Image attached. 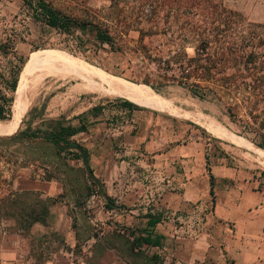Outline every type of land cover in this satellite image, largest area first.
I'll list each match as a JSON object with an SVG mask.
<instances>
[{"label":"crops","instance_id":"0c3cea01","mask_svg":"<svg viewBox=\"0 0 264 264\" xmlns=\"http://www.w3.org/2000/svg\"><path fill=\"white\" fill-rule=\"evenodd\" d=\"M80 94L75 88L69 97ZM89 107L69 114L57 110L66 122L84 124L72 138L86 149L91 173L81 175L89 193L61 202H95L93 219L106 229L117 225L112 238L121 237L127 246L103 242L84 252L73 232H56L54 240L47 230L50 214L47 222L22 228L0 207V264H85V254L90 264H264L262 176L242 167L236 150H227L236 144L210 136L192 120L123 97L99 101L91 112ZM66 160L83 169L81 159ZM62 179L15 175L0 181L1 195H65ZM133 234L158 243L134 245Z\"/></svg>","mask_w":264,"mask_h":264},{"label":"rangeland","instance_id":"374dc122","mask_svg":"<svg viewBox=\"0 0 264 264\" xmlns=\"http://www.w3.org/2000/svg\"><path fill=\"white\" fill-rule=\"evenodd\" d=\"M46 1L76 19L90 20L96 22L99 27H105L111 36V42L99 41L89 24L83 28L71 26L68 31H64L35 18L32 9L24 0H0V37H11L15 53L23 57L13 91L11 115L9 118L0 119L1 122L11 121L16 111H19L18 123L10 134L27 127L42 128L47 118L65 115L62 113L57 116L59 109H64L69 114L73 110L90 106L88 112H91V107L97 106L99 101L113 99L115 96L123 97L102 88L85 90V87L90 85L89 81L72 77L67 71L51 74L59 67L76 62L89 64L109 74L146 85L166 98L175 109L200 114L206 121L219 125L224 134H218L216 137L231 142L228 137L236 136L238 141L252 143L264 150V147L256 145L250 139L255 138V134L242 128L240 124L246 120L252 121L251 125L256 126L249 111L257 113V119L264 117V91H261L264 89V0H215L239 12L244 22L259 24L254 26V36L262 41L253 43L248 49L256 53L257 63L253 73L263 80L261 89L258 92L248 91V88L243 86L238 88L239 94L232 90L228 92L229 89L224 88L219 80L205 79L200 71L190 69L188 64L184 70L189 68V75L181 77L183 73L179 66L183 60L194 54L196 36L192 35L187 27L180 25V19L174 20L171 16H164L165 8L158 6L156 0ZM139 30L143 32L141 38ZM240 32L247 34L244 29L237 30V33ZM26 57L28 59L25 61ZM5 61L6 56L1 55L2 66ZM236 68L228 63V66L215 73V77L235 73ZM33 70L35 71L30 75ZM25 78L27 79L22 85ZM244 79L249 81L248 76ZM191 82L206 87L205 94H194L188 86ZM19 87L21 90L18 95ZM75 88L81 93L79 98L69 97ZM133 102L145 106L140 102ZM184 118L200 125L210 136L213 135L198 119L190 116ZM45 146L46 144L38 138H15L10 141L0 139V181L8 183L12 176L27 173L61 174L65 195L51 197L53 202L48 206V210H52L49 214L53 219L48 222L51 227L47 230L52 231L54 240L57 239L56 232L61 236L63 232H73L77 237V245L83 248L84 252L92 247H103V242L105 246H127L121 237L118 240L112 238L118 233L115 230L117 225L112 224V228L106 229L105 224L93 219V216H96L95 202H61L64 197L76 200L85 196L87 183L85 179H81L84 170L73 165H63ZM227 150L237 151V157L240 159L238 163L242 167L251 166L260 172L264 188V167L254 160L251 152L240 145H230ZM88 182L96 185L92 179ZM31 198L33 196L26 197L19 204H13V209L17 211L21 205L28 208ZM14 218L16 219L17 215H14ZM96 237L101 238L98 241ZM90 256L85 254L83 257L85 264L91 263ZM108 257L106 252L103 261H107Z\"/></svg>","mask_w":264,"mask_h":264},{"label":"trees","instance_id":"16d2710c","mask_svg":"<svg viewBox=\"0 0 264 264\" xmlns=\"http://www.w3.org/2000/svg\"><path fill=\"white\" fill-rule=\"evenodd\" d=\"M32 9L33 16L42 20L49 26L60 28L68 31L71 26L85 27L86 24L93 27L94 35L99 41L111 42V36L105 27H99L96 22L90 20H79L68 14L61 12L54 8L46 0H24ZM158 6L165 8L164 16H171L181 20L182 26L189 29L192 35H195L197 43L194 48V54L183 60L181 67V77L189 75L188 69H195L200 71L205 79L219 80L220 84L229 91H234L239 94V87H247L248 91H257L261 89L262 80L253 73L256 66V53L248 49V46L253 43L262 41L261 38H255L254 26L259 25L253 22H244L243 17L239 12L227 8L215 0H156ZM169 11V12H168ZM246 30L247 34L237 33V30ZM143 32L139 30V37ZM11 37H0V56H6V63L2 66L0 62V119L9 118L11 115V102L13 98V91L16 86L18 73L23 62V57L15 53L12 46ZM210 49L208 50V48ZM228 63L236 66L235 73H228L225 75L215 77V73L221 71ZM239 63V65H238ZM188 64L187 70H184L185 65ZM241 67V68H240ZM35 70L31 71L30 75ZM29 75V76H30ZM28 76V77H29ZM249 77L246 81L244 77ZM189 77V76H188ZM239 77V78H238ZM25 78L22 81H26ZM190 90L194 94L203 96L205 94L204 86H200L196 82L188 84ZM18 95L21 88H17ZM264 91V89H261ZM256 92V93H257ZM251 102V100H249ZM97 106H92L94 111ZM249 115L256 124L252 126L249 121H241L242 128L252 131L255 138H250L256 145L264 147V117L257 119V113L250 112ZM44 126L35 128H25L16 130L12 134L5 135L0 133L1 140L10 141L15 138H24L25 140L41 139L46 144V148L50 149L52 156L69 166L68 158L81 159L83 166L82 170L91 175L87 165V151L82 147L72 135L84 128L81 122L78 125H72L63 118H47L44 120ZM248 141V140H247ZM52 174H44L43 177H51ZM88 187L86 186V192ZM89 193V192H87ZM33 196L31 203L26 208L21 205L15 211L13 204L23 202L26 197ZM53 202V198L39 197L37 191L21 190L8 191L5 195L0 196V207L5 214L16 216V224L22 228L28 227L34 221L44 223L46 216L49 214L48 206ZM12 208V209H9ZM158 243L157 238L151 239L147 234L134 235L132 237V244L140 245L141 243Z\"/></svg>","mask_w":264,"mask_h":264},{"label":"bare ground","instance_id":"6f19581e","mask_svg":"<svg viewBox=\"0 0 264 264\" xmlns=\"http://www.w3.org/2000/svg\"><path fill=\"white\" fill-rule=\"evenodd\" d=\"M64 71H67L72 77H78L83 79V81H89L90 85L85 87V90H95L102 88L115 95L123 96L126 99L140 102L146 107L164 111L166 113L177 114L183 117H194L198 119L203 127L209 130L214 136H217L218 134H224L223 128L220 129V127H218L219 125L217 126L210 121H206L200 114H194L190 111H184L182 109H175L172 107L173 104L170 103L166 98L160 96L156 91L146 85L138 84L122 77L109 74L106 71L89 64L87 65L76 62L70 65L59 67L51 74H62ZM17 117H20L18 110L11 121H0V133L10 134L18 123ZM225 133H227V131ZM228 139L236 145L244 146L251 152L254 160L264 167V150L252 143L238 141L239 139L236 136H229Z\"/></svg>","mask_w":264,"mask_h":264},{"label":"water","instance_id":"95a60500","mask_svg":"<svg viewBox=\"0 0 264 264\" xmlns=\"http://www.w3.org/2000/svg\"><path fill=\"white\" fill-rule=\"evenodd\" d=\"M28 59V57H26V59H25V61ZM25 61H24V63H25ZM17 83V82H16Z\"/></svg>","mask_w":264,"mask_h":264}]
</instances>
